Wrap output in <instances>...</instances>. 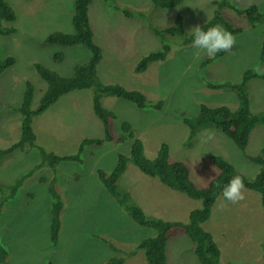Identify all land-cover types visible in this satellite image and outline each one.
<instances>
[{
    "label": "rangeland",
    "instance_id": "374dc122",
    "mask_svg": "<svg viewBox=\"0 0 264 264\" xmlns=\"http://www.w3.org/2000/svg\"><path fill=\"white\" fill-rule=\"evenodd\" d=\"M4 1L15 13L12 27L16 33L0 36V58H15V64L0 76V149L19 136L20 115L13 108L21 102L25 81L34 86L32 107L38 102L44 84L33 65L41 64L68 77L74 66L89 59V53L81 46L62 48L44 42L51 33L72 32L73 0ZM113 1L93 0L88 9L93 41L103 56L96 70L97 79L102 85H119L138 91L150 103L162 102L159 110L138 109L128 101L102 95L101 105L116 116L114 125L129 123L148 158L153 157L161 143L167 144L170 161L187 166L196 188L206 186L217 174L209 159L212 155L229 162L246 180H254L258 166L251 158L264 151V126H255L241 152L212 126L198 130L195 138L188 141V131L182 120L196 116L200 105L236 109L238 100L234 92L211 91L204 86L201 76L212 82L234 84L257 64L264 68V62L258 59L264 23L251 28L237 15L223 11L225 19L241 30L235 35V48L231 53L201 70L203 59L209 56L192 47V43L178 46L174 39L169 41L171 49L164 61L151 63L143 73L136 74L134 68L139 60L161 49L151 25L161 27L180 14L184 32L190 34L193 27L202 25L210 17L213 0H184L174 10L155 12L149 9V0ZM229 1L239 7L255 4L264 13V0ZM112 4L127 8L129 12H139L143 17L126 18L114 10ZM197 52H200L199 59ZM56 55L63 57L60 64L54 61ZM246 94L250 111L253 114L264 112V79L250 80L246 84ZM90 97L88 90L70 92L36 117L32 125L36 144L63 156L73 154L82 139H101V122L92 112ZM208 134L213 138L206 141ZM118 154L127 156L129 144L112 142L102 147H87L81 164L61 161L55 173L45 165L28 177L16 195L2 206L0 244L10 253L6 264H99L121 257L118 248H133L150 237L151 231L133 223L96 177L98 170L107 174L113 169ZM38 161L35 149L0 159V201L8 195L9 187L17 178ZM126 168L119 178L118 190L127 193L129 200L149 218L186 223L189 212L200 207L199 200L168 189L157 179L144 176L130 163ZM53 178L62 210L59 237L52 246L48 183ZM201 227L211 233L218 246L220 264H264V214L258 193L247 190L245 199L236 204L217 199L209 219ZM102 240L110 242L113 248ZM191 246L185 236H171L166 245L167 264H199ZM123 264L147 263L142 253L137 252Z\"/></svg>",
    "mask_w": 264,
    "mask_h": 264
},
{
    "label": "trees",
    "instance_id": "16d2710c",
    "mask_svg": "<svg viewBox=\"0 0 264 264\" xmlns=\"http://www.w3.org/2000/svg\"><path fill=\"white\" fill-rule=\"evenodd\" d=\"M92 1L73 0L72 32H54L44 39L47 44L57 45L62 48L81 46L89 53V59L85 63L74 66L71 75L68 77L61 76L58 72L41 64H34V70L44 84L38 102L32 107L35 92L34 86L31 82L25 81L21 102L17 108H13L20 115L19 136L16 141L0 149V159L16 152L35 149L39 155V161L31 171L19 176L18 180L9 187L8 195L0 201V217L2 216L3 204L13 198L22 188L23 182L36 170H40L41 167L46 165L55 173V168L61 161H75L81 164L83 162V153L87 147H102L112 142L117 145L128 143L129 154L127 156L118 154L113 169L107 174L98 170L96 177L104 189L114 198L116 204L124 208L127 217L139 227L149 229L151 236L141 240L133 248L121 247L122 250L118 248L122 253L121 257L99 264H123L127 258L133 257L137 252L142 253L147 264H167L166 245L169 238L175 234H181L190 240L193 254L199 264H220L218 246L215 244L211 233L205 232L201 227L209 219L215 201L217 199L226 201L221 194V188H217V184L223 186L233 175L239 174L246 189L259 194L260 206L264 214V151L260 155L251 158V162L258 166V173L254 180L250 181L236 172L233 166L222 157L210 156V162L217 170V174L202 188H196L193 185L190 180L189 169L185 164L170 161L167 144L161 143L152 158L146 157L143 145L135 137L132 126L127 122H123L119 127L115 126V114L101 105L100 98L102 95L116 97L132 103L138 109L159 110L162 107V102L150 103L138 91L127 90L119 85H102L99 83L96 70L103 56L101 49L93 41V32L89 25L88 9ZM103 1L114 2L113 0ZM183 1L149 0L148 6L152 12L168 11L176 9ZM212 5V14L200 25L204 30L219 24L234 36L240 34L241 30L233 27L225 19L223 11H229L237 15L251 28L264 23V13L255 4L239 7L229 0H213ZM112 7L114 10L121 12L126 18L142 16L139 12H129L127 8L115 4H112ZM14 21L15 14L11 7L4 0H0V36L15 35L16 29L12 27ZM150 29L152 34L161 42V49L143 56L134 68L136 74L143 73L151 63L164 61L171 49L170 40L175 39L178 46H186L192 43L191 34L186 35L184 32L183 18L180 14L174 15L170 23L161 25V27L151 25ZM262 39L258 58L260 63L264 62V30ZM234 48H232L231 52ZM224 54L226 53L218 52L214 57L203 59L201 70L221 58ZM62 59V55L54 56V61L57 64H60ZM14 64L15 58L13 56L0 58V76ZM253 79L263 80L264 76L257 75L253 69H248L242 74L240 82L234 84L220 81L212 82L206 76H201L204 86L211 91L226 90L234 92L238 100L237 107L232 111L226 106L209 108L205 105H200L196 116L182 120L188 131L187 140L192 141L198 130L212 126L219 129L241 152H244L251 131L257 125L264 126V112L253 114L250 111V103L246 94V84ZM81 90L90 91L92 112L101 122L102 138L82 139L73 154L63 156L37 145L36 135L32 127L33 120L48 111L60 97L70 92ZM128 163L133 165L144 176L157 179L160 184L168 189L181 193L191 200H199L201 202L200 207L189 212L186 223L165 222L160 219L149 218L139 206L133 204L131 199L129 200L127 193L118 190V187H120L118 184L119 178L125 173ZM54 183V178L48 183V191L51 197L49 239L52 246L56 245L59 237V216L62 210V204L54 189ZM50 188L51 190L53 189V192L50 191ZM102 241L113 248L110 242ZM114 248L116 249L115 246ZM7 255V249L0 244V264H6Z\"/></svg>",
    "mask_w": 264,
    "mask_h": 264
},
{
    "label": "clouds",
    "instance_id": "9594fccd",
    "mask_svg": "<svg viewBox=\"0 0 264 264\" xmlns=\"http://www.w3.org/2000/svg\"><path fill=\"white\" fill-rule=\"evenodd\" d=\"M190 34L192 36V47L202 50L209 57H214L218 52L231 53L236 43L235 36L219 24L208 27L206 30L200 26H195L191 29ZM196 57L199 59L200 52L196 53ZM253 71L257 75H264V68L259 64L253 68ZM212 138V135L208 134L205 140H211ZM31 170L32 168L29 171ZM217 188H221L224 200L233 204L243 201L245 199V192L247 191L243 179L239 174L233 175L223 186L217 184Z\"/></svg>",
    "mask_w": 264,
    "mask_h": 264
},
{
    "label": "crops",
    "instance_id": "0c3cea01",
    "mask_svg": "<svg viewBox=\"0 0 264 264\" xmlns=\"http://www.w3.org/2000/svg\"><path fill=\"white\" fill-rule=\"evenodd\" d=\"M1 217H2V216H1ZM8 255L10 256V253H8ZM8 255H7V262H8V260H9Z\"/></svg>",
    "mask_w": 264,
    "mask_h": 264
},
{
    "label": "bare ground",
    "instance_id": "6f19581e",
    "mask_svg": "<svg viewBox=\"0 0 264 264\" xmlns=\"http://www.w3.org/2000/svg\"><path fill=\"white\" fill-rule=\"evenodd\" d=\"M52 190H53V189H52ZM52 190H51V188H50V191H51V192H53ZM54 195H55V194H54ZM54 195H53V197H54ZM55 198H57V197L55 196Z\"/></svg>",
    "mask_w": 264,
    "mask_h": 264
}]
</instances>
